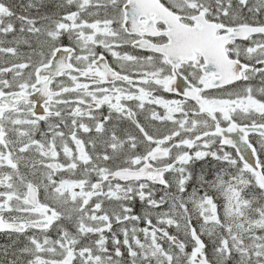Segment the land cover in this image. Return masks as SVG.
<instances>
[{
	"label": "snow or ice",
	"instance_id": "snow-or-ice-1",
	"mask_svg": "<svg viewBox=\"0 0 264 264\" xmlns=\"http://www.w3.org/2000/svg\"><path fill=\"white\" fill-rule=\"evenodd\" d=\"M0 238V264H264V0H0Z\"/></svg>",
	"mask_w": 264,
	"mask_h": 264
},
{
	"label": "rangeland",
	"instance_id": "rangeland-1",
	"mask_svg": "<svg viewBox=\"0 0 264 264\" xmlns=\"http://www.w3.org/2000/svg\"><path fill=\"white\" fill-rule=\"evenodd\" d=\"M9 2L17 4V5H22L27 2V0H9ZM17 11H19V8H17Z\"/></svg>",
	"mask_w": 264,
	"mask_h": 264
},
{
	"label": "flooded vegetation",
	"instance_id": "flooded-vegetation-1",
	"mask_svg": "<svg viewBox=\"0 0 264 264\" xmlns=\"http://www.w3.org/2000/svg\"><path fill=\"white\" fill-rule=\"evenodd\" d=\"M0 242H3L2 238H0Z\"/></svg>",
	"mask_w": 264,
	"mask_h": 264
}]
</instances>
